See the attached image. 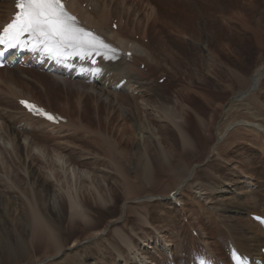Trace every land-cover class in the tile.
<instances>
[{
  "label": "rangeland",
  "instance_id": "374dc122",
  "mask_svg": "<svg viewBox=\"0 0 264 264\" xmlns=\"http://www.w3.org/2000/svg\"><path fill=\"white\" fill-rule=\"evenodd\" d=\"M78 1V9L80 7L83 13L91 14L94 22L104 26L108 39L109 34H116L117 28L110 25L114 22L122 30L117 39L130 42L139 51L155 53L161 50L163 56L179 62L183 72L179 73L180 82H169L162 100L149 99L152 92L140 86L146 84L151 88L152 80L136 84L128 78L123 80L120 88L113 89L110 78L106 83L103 81L105 72L102 80L93 84L105 93L103 98L99 95L100 99L89 89L92 84H86L85 80L66 78L68 87L63 91L61 84L53 87L50 83L38 82L35 73L40 74L39 70H34L35 73H13L10 80L0 77V264H11L8 262L9 253L12 256L15 252L16 243L26 248L18 264H119V257L126 264H133L131 259L137 264L146 258L153 264H193L196 259H206V253H211V250L205 247L217 241L219 234L222 239L218 242L216 261L223 260L229 264L227 244L223 240L230 229L228 227H233L234 233L240 236L241 230L253 221V215L264 217V153L259 142L253 145L258 140L255 136L260 134L250 133L247 129L236 128L221 141L216 138L218 130L222 132L226 126L259 120L251 118L249 112L257 115L261 104L264 105V74L256 92L240 103L232 99L247 91L250 79L264 64V0H222V5L205 13L209 20L198 21L196 26L188 18L190 26L182 25L181 21L173 22L177 21L173 19L199 17L204 12L203 0L199 1L198 8L192 5L188 8L187 0L170 3L162 0ZM229 1L233 3L230 8L226 6ZM152 8H156L158 13L151 12ZM149 9L150 12L147 11ZM1 10L4 14L5 9ZM98 14H108L109 18L102 22ZM147 15L149 23L145 21ZM222 18H229V23ZM171 25H176L175 32H183L180 38L173 36L172 30L160 31V28H170ZM143 29L149 32L146 39L141 37ZM126 30L134 33L129 35ZM153 33L162 34L156 39ZM162 37L164 42L160 41ZM186 37L193 42L191 46L186 44L189 41ZM113 38L109 40L115 43ZM175 42H181L184 47L175 46ZM142 54L146 56L145 52ZM144 67L141 64L137 68L142 71ZM49 75L52 74H48L47 81L59 84ZM119 92L122 94L115 96ZM22 97L70 116L71 125L64 123L60 124L61 127L43 128L40 132L36 129L28 131L23 125L27 116L17 103V99ZM114 97L127 102L126 108L132 105L131 122L144 129L143 133L140 132L143 137L139 157L129 155L130 145L138 142L137 135H131L128 152L122 149L123 145L113 152V156L117 153L116 161L119 159L124 164L130 184L120 177L113 156H106L96 148L90 143L92 139H86V134L79 128L82 124L94 129L98 127L96 130L108 136L111 127L123 126L117 116L112 118L110 126L103 120L112 107L105 106L103 101L106 98L113 101ZM175 98L182 100L183 128L186 136L192 139V146L186 140L181 142L179 136L176 139L174 134L168 133L169 128L175 130L166 116L172 111ZM239 98L234 100L239 101ZM113 103L112 108L118 110V105ZM124 112L127 114L126 110ZM27 121L31 122L28 118ZM196 136L201 138L200 141H193ZM94 137L95 140L100 139ZM24 138L29 139L25 142L28 149L21 147ZM214 146L215 151H212ZM162 152L166 155V169L157 174V184L136 178L138 159L147 158L151 172L155 174L161 167L154 154ZM181 153L186 155L180 160ZM56 155L67 164L65 168L57 163ZM179 170L181 177L174 176ZM189 174L192 175L190 186L184 182ZM183 182L185 185L176 193ZM172 192H175L177 205L167 200ZM147 196L157 198L153 197L155 200L152 202L142 200ZM70 200L79 206L81 217L71 215ZM125 204L126 209L121 216ZM229 208L231 213L227 212ZM263 237L262 231L260 241L264 240ZM159 245L167 246L169 250L164 251ZM261 246H264L263 241Z\"/></svg>",
  "mask_w": 264,
  "mask_h": 264
},
{
  "label": "bare ground",
  "instance_id": "6f19581e",
  "mask_svg": "<svg viewBox=\"0 0 264 264\" xmlns=\"http://www.w3.org/2000/svg\"><path fill=\"white\" fill-rule=\"evenodd\" d=\"M163 2L164 1H166V2H168V3H170V1H168V0H162ZM176 1H178V0H176ZM200 0H187V5H188V8H191L190 6L192 5V7L193 8H198L199 6H200V2H199ZM204 1V12L203 13H201L200 14V16L199 17H191V16H184V17H179V18H174L173 20H177V21H173V22H178V21H181L182 22V25H184L185 23H186V26H190V24H189V22H188V19H190L191 21H193V25L194 26H196V25H198V21H201V22H204L205 20H209V18H208V15H206L205 13L207 12V11H209V10H211L212 8H214V7H218V6H220V5H222V0H203ZM67 2V1H66ZM166 2H164V3H166ZM230 2V4H227L226 6L228 7V8H230V6H233V3H232V1H229ZM147 3V2H146ZM227 3V2H226ZM234 3H236L237 4V2H234ZM78 4H80V2L78 1V0H70V1H68L67 2V8H68V10L69 11H71V12H73V13H77L78 14V17L84 22V23H87V24H91V25H93V26H98V31L100 32L101 30L103 31V27L101 26V25H99V24H97L96 22H94V20L92 19V15L91 14H85V13H83V11H81V9H80V7H79V9H78ZM172 4V3H171ZM175 4V3H174ZM177 4V3H176ZM180 4H181V2H180ZM235 4V5H236ZM12 5H13V0H4V1H1L0 0V25H2L3 23H5V22H7L9 19H10V16H11V14H12V12H13V7H12ZM239 5V4H238ZM79 6H81V5H79ZM172 6V5H171ZM181 6H184V5H181ZM225 7V6H224ZM223 7V8H224ZM220 8V7H219ZM223 8H221V9H223ZM1 9H5V13L3 14L1 11ZM215 9V8H214ZM216 9H218V8H216ZM229 10V9H228ZM227 10V11H228ZM148 12H150V9L149 10H147ZM155 11H156V13H158L157 12V10H156V8H152V10H151V12H154L155 13ZM163 10H161V13H165L164 11L162 12ZM215 11V10H214ZM167 12V11H166ZM169 12V11H168ZM105 13H108V12H106L105 11ZM162 15V14H161ZM98 16H99V14H98ZM156 16V15H155ZM154 17V16H153ZM231 17V16H230ZM106 18V20H108V18H109V15L108 14H103V15H100L99 16V20L101 19V21L102 20H104ZM188 18V19H187ZM197 18V19H196ZM205 18V19H204ZM149 15H147L146 16V20L145 21H147V23H149ZM171 19V18H170ZM224 21L225 20H227L228 22L227 23H229V18H222ZM160 20V19H159ZM163 20V19H162ZM127 21V20H126ZM157 21V20H156ZM103 22V21H102ZM158 23V22H157ZM156 23V24H157ZM165 23V22H164ZM196 24V25H195ZM127 25H129V24H127ZM146 25V24H145ZM148 25V24H147ZM159 25V24H158ZM126 26V25H125ZM176 27V25H174V26H170V28L169 27H163V28H160V31L162 32V33H164L165 31L167 32L168 30H172L173 32V36H176L177 38H178V36H179V38H180V36H182L181 34H183V32H181V31H179L178 30V33L177 32H175L176 30L174 29ZM198 27V26H197ZM149 28V27H148ZM155 28V27H154ZM158 28V27H157ZM87 29V28H86ZM129 29V28H128ZM117 31H116V34L114 35V34H109L108 35V37H109V39H110V37L111 38H115V44L113 43V42H111L110 40H108L107 38H106V42H108L109 44H111L114 48H116L118 51H117V56H118V58L117 59H115V60H105V61H103L102 63H101V66H100V68L99 69H102L103 68V70H105V73H104V78H103V81L105 82V81H107L108 80V78H110V80H111V82H112V86H113V89H116L115 87V85H113V84H119V82H122L124 79H128L129 78V80L131 79L132 80V82L133 83H136V84H138V83H140L142 80H144V81H147V82H150L149 80H152L150 83L152 84V86H151V88H148L147 86H146V84L145 85H140L142 88H145V89H149L148 91L149 92H152L151 93V95L149 96V99H152V98H158V99H160V100H162V98H163V95H165V93L163 92L164 91V89H166L169 85H170V83L169 82H171L172 84H174V83H178V82H180L179 81V73H181V72H183L182 70L180 71V67H179V62L177 63V62H174V59H172L171 57H168V56H163V53H162V51L161 50H157L155 53H147L145 50H143V51H139L133 44H131L130 42H122L121 40H119V39H117L119 36H118V33H121L122 32V30H119V28L117 27V29H116ZM130 30H132L131 28H130ZM159 30V29H158ZM98 31H96V32H98ZM136 31V30H135ZM198 31H200V29H198ZM109 32V31H108ZM151 32V31H150ZM126 33L127 34H129V35H132L134 32H132V31H127L126 30ZM142 34H141V37H142V39H146L147 38V36L149 37V35H147V34H149V32H148V29H143V32H141ZM152 33V32H151ZM161 33V34H162ZM171 33V32H170ZM190 33H193L194 34V32H190ZM100 34V33H99ZM106 34V33H105ZM160 33H158L157 35H161ZM192 34V35H193ZM114 35V36H113ZM153 35H155L154 33H153ZM157 35H155V37L154 38H156L157 37ZM191 35V34H190ZM107 36V35H106ZM171 36V35H170ZM186 36V35H185ZM185 36H183V37H185ZM130 37H133V36H130ZM113 38V39H114ZM121 38V37H120ZM158 38V37H157ZM156 38V39H157ZM172 38V37H171ZM174 38V37H173ZM186 38H188V37H186ZM189 39V38H188ZM192 39V38H191ZM194 39V38H193ZM124 40V39H123ZM176 41H177V39H175ZM180 40V39H179ZM184 40H185V38H184ZM126 41V40H125ZM160 41H162V42H164L163 41V37L160 39ZM150 42V41H149ZM187 42L188 43H190V44H188V43H186L187 45H192V41L189 39V41L187 40ZM116 43H118V46H117V44ZM144 43V42H143ZM148 44V43H147ZM156 44V43H155ZM165 44V43H164ZM175 44V46H177V47H180V46H178V45H182L183 46V44L181 43V42H175L174 43ZM151 45H152V41H151ZM150 46V45H149ZM126 47H128V48H126ZM151 47V46H150ZM184 47V46H183ZM147 48V47H146ZM157 48H160L159 46H157ZM191 47H189V49H190ZM137 49V50H136ZM178 49V48H177ZM194 49V48H193ZM122 50H129L132 54H131V56L128 58L127 56H126V52H123ZM181 50V49H180ZM139 53H138V52ZM181 51H184V48H183V50H181ZM142 52H145V55L146 56H143V54H142ZM195 52H196V50H195ZM179 53V52H178ZM190 53H192V52H190ZM189 53V54H190ZM138 54H141L142 56H139ZM168 54V53H167ZM177 54V53H176ZM195 54V53H194ZM173 55V54H172ZM178 55V54H177ZM182 55H184V53L182 54ZM192 55V54H191ZM180 56V55H179ZM195 56V55H194ZM149 57V58H148ZM191 57V56H190ZM190 57H188V58H190ZM179 58V57H178ZM181 58V57H180ZM178 61V60H177ZM187 61V60H186ZM183 62V61H182ZM190 60H189V64H190ZM174 63L177 65H174ZM141 64H144L145 65V67H144V69L145 70H139L137 67H139ZM187 64H188V62H187ZM186 64V65H187ZM189 64H188V66H189ZM181 66V65H180ZM191 66V65H190ZM137 68V69H136ZM182 69V68H181ZM186 69V68H185ZM191 69V68H190ZM261 69H264V64H262L261 65V68L260 69H258V71H257V73L255 74V75H253L252 76V78L250 79V81H249V84H248V89H247V91H245V92H243V93H240L241 95H243V96H241L240 97V94H238L237 96V98H233L232 100L233 101H235V102H242L247 96H249V94H252V93H254V92H256L257 90H258V87H259V84L261 83V79H262V74H264V71H262ZM35 69L33 68V69H21L20 68V66L19 65H16L14 68H12V69H8V68H3V69H0V77L1 78H3V79H7V80H10V78L14 75L13 73H16V72H19V73H26V72H28V71H30V72H32V73H35L36 71H34ZM119 70H121V71H123L124 73H125V75L126 74H128L129 76H125L124 75V73H120V72H118ZM193 70V69H192ZM187 71H188V69H187ZM93 72H96V71H92V72H84V73H79L80 74V76H87V77H89L91 74H93ZM100 72V71H99ZM99 72H97V73H99ZM185 72V71H184ZM191 72H193V71H191ZM47 74V75H46ZM48 74H49V72H46V73H40V74H37V73H35V78H36V80L38 81V82H46V83H50L49 85L51 86V85H54L53 87H57L58 85H60L61 84V86H62V89H63V91H65V89L68 87V85H67V82H68V80L67 79H65L64 77H62V76H60L58 73H52L53 75H49L50 77H52L53 76V79L55 78V80L57 81V83H59V84H56L55 85V83L56 82H54V83H52V82H49V81H47V78H48ZM189 74V73H188ZM184 75V74H183ZM193 75V74H192ZM49 77V78H50ZM0 78V79H1ZM52 79V78H51ZM100 80H102V79H100ZM159 80H162V81H160L159 82ZM177 80V81H176ZM181 80V79H180ZM164 81V82H163ZM12 82V81H11ZM106 83V82H105ZM108 83H110V81H108ZM159 83H160V85H159ZM164 84V85H161V84ZM168 83V84H167ZM182 83V82H181ZM79 87L80 88H82L83 86H81V85H79ZM94 85L92 84V85H89V89L91 90V91H93L94 93H96V97H98L99 99H100V97H99V95H101V98H103L105 95V93L103 94L102 93V91L100 90V89H97L96 87H95V89H94ZM106 88V87H105ZM124 88V87H123ZM169 88V87H168ZM153 89V90H152ZM188 89H190V88H188ZM52 92H54L53 90H52ZM92 94V93H91ZM120 94H122V93H118V95H115V96H118L119 97V95ZM132 94V93H131ZM41 95H43V94H41ZM126 95H128V94H126ZM138 95V94H137ZM122 97H125V98H127V99H133V101H134V99L135 98H130V97H128V96H124V95H121ZM43 97V96H42ZM118 97H114V99H113V101H110L111 100V97L109 98L110 100H108V98H106V100L105 101H103V104H105V106H112V107H114V103L113 102H115V104L116 105H118L117 107L119 108L118 110H115V109H113L112 107H109V109H110V113H108V115H107V117L105 118V119H103L104 120V123L105 124H108L109 126H110V123H111V120H112V118L114 117V116H117L119 119H120V122H123V126H121L120 128H112L111 127V130H110V133H109V135L108 136H105L104 135V132L103 131H101V132H103V133H101L100 131H98V130H96V129H94V128H92L91 126H87V124L85 125V126H83V124L82 125H80L79 126V128L81 129V130H83V132L86 134L85 136H86V139H92V142H90V143H92L94 146H97L96 148H98V149H100V150H102V152L103 153H105L106 154V156H108V155H110V156H113V152H117L118 151V149L120 148V146H124L122 149L123 150H126L127 152H128V145H129V141H131L130 139V137H132L131 135H137V139H138V142L134 145V144H131L130 145V150H129V155L130 156H135V157H139L140 155H141V153H142V149L140 150V148H141V146H140V142H141V140H142V134L140 133V132H142V130H144L143 129V127L141 128V127H138V125L134 122V123H132L131 121H132V116H133V113H132V105L130 106V108L128 107V108H126L128 105V103L126 104L124 101H122V102H124V103H122L120 100H119V98ZM121 97V98H122ZM240 97V98H239ZM263 97V96H262ZM239 98V101H237V100H234V99H238ZM45 99V98H44ZM101 101H102V99H101ZM126 101V100H125ZM235 102H231V103H235ZM46 103V102H45ZM130 104H132V101H131V103ZM258 104H260V103H258ZM41 105V104H40ZM115 105V106H116ZM127 105V106H126ZM173 105H174V107L172 108V111L169 113V114H166V116L168 117V119L170 120V122L172 123V125L174 126V128H175V130H173V129H171V128H169L168 129V133H170V135L171 134H174L175 136V138L177 139V136H179V138L182 140L181 142H184L185 143V140H186V142L188 143V145L189 146H192V143H191V141H192V139L190 140L189 139V135L188 136H186V134H185V131H184V128H183V123H182V120H183V116H184V111H183V108H184V106L182 105V100H180L179 98H175L174 99V101H173ZM43 106V105H42ZM124 106H125V108H124ZM46 107V106H45ZM50 106H48V107H46L48 110H50V108H49ZM135 107V106H134ZM259 107H260V105H259ZM151 108V107H150ZM60 109V108H59ZM135 109L137 110L138 108H136L135 107ZM134 109V110H135ZM124 110H126L127 111V114H126V112H124ZM140 110V109H139ZM51 111V110H50ZM53 112H56V113H58L59 115H61L62 116V118H67V125H71V123H72V120H71V118H70V116H66L65 114H62L61 112H59V111H53ZM257 112V111H256ZM141 113V112H140ZM25 116H27V118L28 119H30L31 120V122L30 121H27V118H26V122L23 124L25 127H26V129L28 130V131H30V130H33V129H36L37 130V132H40V130L41 129H45L46 128V130H48L47 129V127H54V125H59L60 127L62 126V125H60V123L59 124H50V123H47V122H45L44 120H39V119H34V118H31L29 115H27V114H24ZM249 115H250V117L251 118H256V119H259L257 122H254V123H250V122H243V121H241V122H237V123H234V124H231V125H229V126H226L224 129H223V131L222 132H219V130H218V132H217V138H216V140L217 141H221V139L223 140V138H225V136L230 132V131H232V130H234V129H236V128H242V129H247V130H249L248 132H250V133H257V134H260V136H255L256 138H258V140H256V141H254L253 142V145H257L258 143H256V142H259V145H260V147H261V149L263 150V153H264V105L263 104H261V111L259 112V114H257V115H255V112H249ZM77 118H78V116H77ZM74 119V118H73ZM102 120V121H103ZM115 120H116V117H115ZM118 120V119H117ZM74 121V120H73ZM90 121V120H89ZM23 122V121H22ZM117 122V121H116ZM79 123V122H78ZM81 124V123H80ZM112 124V123H111ZM22 125V126H23ZM74 125H75V123H74ZM74 125H72V126H74ZM114 125V124H113ZM120 126V125H119ZM99 127H100V125H99ZM118 127V126H117ZM23 128V127H22ZM78 128V129H79ZM43 129V130H44ZM57 129V128H56ZM62 129H64V128H62ZM66 129V128H65ZM45 130V131H46ZM103 130V129H102ZM195 130V129H194ZM192 131L193 132V134L195 133V131ZM136 131H138V132H136ZM35 133V132H34ZM48 133H50L49 131H48ZM143 133V132H142ZM40 134V133H39ZM41 134H43V131H42V133ZM45 134L46 135H48L46 132H45ZM51 134V133H50ZM140 134H141V136H140ZM38 135V134H37ZM37 135H35V136H37ZM87 135H91L90 137H88ZM191 135V134H190ZM196 135V134H195ZM94 136H98L100 139L99 140H95V137ZM171 136H173V135H171ZM34 137V136H33ZM40 137V136H39ZM47 137H50L49 135L47 136ZM52 137H53V135H52ZM93 137H94V139H93ZM197 137V136H196ZM37 138V137H36ZM41 138V137H40ZM42 138H43V136H42ZM136 139V140H137ZM179 139V140H180ZM201 139V138H200ZM200 139L197 137V139L196 140H193V141H200ZM28 140L29 139H22V141L21 142H23L22 144H21V142H20V144H21V147L23 146L24 148H27L28 149V143H26L25 144V142L27 141L28 142ZM51 140V139H50ZM52 140H54V137H53V139ZM41 141V140H40ZM95 141V142H94ZM52 142V141H51ZM94 142V143H93ZM223 142V141H222ZM43 143H44V139H43ZM49 143V142H48ZM53 143H54V141H53ZM53 143H52V145H53ZM133 143V142H132ZM184 143H183V145L182 146H184ZM58 146V145H57ZM57 146H55V147H57ZM178 146V145H177ZM21 147L19 146V149H21ZM215 147L216 146H214V147H212V151H215ZM3 148V147H2ZM58 148V147H57ZM246 148H248V147H246ZM18 149V150H19ZM178 149H179V147H178ZM250 149V148H249ZM180 150V149H179ZM211 150V149H210ZM159 151V150H158ZM158 151H156V152H158ZM256 151H258L259 152V150H257V148H256ZM1 152V151H0ZM3 153V152H2ZM31 153H32V151H31ZM160 153V152H159ZM154 154L155 155V158H156V161L158 162V164H160V167L161 168H159L158 167V169H156L157 171H159V172H157L156 173V171H155V174H152V172H151V167H150V165H149V162H148V159L147 158H145V160H143L142 158H139L138 159V164H139V170H137L136 171V178H138L139 180H141L142 182H146V183H151L152 182V184H157L156 182H155V180H156V178H157V174H160V173H162L163 172V170H161V169H166V167H165V165H164V162L166 161V155L165 154H163V152H162V154ZM40 154H41V150H40ZM40 154L38 155L39 157H40ZM45 153L43 152L42 153V156L44 155ZM182 154V157H180V160L181 159H184L185 158V153H181ZM213 154V153H212ZM32 155L34 156L35 154L34 153H32ZM104 155V154H103ZM40 157L42 160H43V157ZM115 157H117V153L113 156V163H114V166L117 168V171H118V173L120 174V177L122 178V180L126 183V184H130L129 183V179H128V176H127V174H126V169H125V166H124V164L123 163H121L120 161H119V159H118V161H116V158ZM173 159V158H172ZM55 160L57 161V163L58 164H60V165H62V166H64V168H65V166L67 165L64 161H63V159L62 158H60V157H58L57 155L55 156ZM179 160V161H180ZM54 161V160H53ZM176 161V160H175ZM112 162V161H111ZM169 163V162H168ZM166 164V163H165ZM170 169V168H169ZM172 170V169H171ZM174 170V169H173ZM176 170V169H175ZM262 171V170H261ZM166 172V171H165ZM164 172V173H165ZM167 172H169V171H167ZM174 173V172H173ZM168 174V173H167ZM170 174H171V172H170ZM263 174V173H262ZM174 176H178V177H181V173H180V170H179V172H175L174 174H173ZM64 176H66V174L64 173ZM134 176V175H133ZM51 179H53L51 176H49ZM163 177V176H162ZM174 178V177H173ZM135 179H133V181H134ZM136 181V180H135ZM184 182H186V184H189V186H190V183H189V180H188V178L184 181ZM184 182H183V184H180V188L178 187L177 189H176V192H180L181 191V189H182V187L185 185L184 184ZM59 185V184H58ZM194 185V184H193ZM191 188V187H190ZM179 189V190H178ZM195 192V191H194ZM170 194V193H169ZM169 194H168V197H167V199H169V202L171 203V204H173V205H177V203H178V201H177V199L175 198H169ZM153 197H155V198H157L156 196H147V197H145L144 199H142V200H148V202L149 201H153V200H155V199H152ZM158 199H159V197H158ZM162 200H164V198H161ZM50 201V200H49ZM146 202V201H145ZM166 202V201H165ZM234 202V201H233ZM170 206V205H169ZM52 209V211H54V207H52L51 208ZM125 209H126V204L125 205H123V207H122V209H121V216H123L124 215V212H125ZM79 210H80V208H79V206L77 205V204H75L74 202H72L71 200H70V213H71V215L72 216H74V217H77V216H79V217H81V214L79 213ZM227 212H229V213H231L232 211H231V209L229 208V209H227ZM233 212H235V211H233ZM217 213V212H216ZM220 214V213H219ZM221 218H222V216H221ZM37 219V218H36ZM221 220V219H220ZM223 220V219H222ZM246 220V219H245ZM223 221H225V220H223ZM213 222V221H212ZM246 222H248V221H246ZM245 223V222H244ZM230 224V223H229ZM226 226V225H225ZM229 226V225H228ZM232 226V225H231ZM237 226V225H236ZM28 227H31L30 225L28 226ZM216 228H217V226H215ZM235 227V226H234ZM243 227V226H242ZM195 228H197V227H195ZM219 228H221V227H219ZM218 228V229H219ZM228 228H230L229 230H228V232L226 233V238H224L223 240L226 242V244H227V247L228 246H230L232 249H234V250H236L237 252H239V253H241V255L243 256V257H245V258H249L250 256H252V257H255V259L256 260H262V262L264 263V258H263V255H262V248L264 247H262L261 246V243H262V241L264 242V240H262V241H260V236H261V232L263 231V234H264V226H262L259 222H256V221H252L251 223L249 222L248 223V227L247 228H243L242 230H241V235L240 236H238L236 233H234V232H236L235 230H234V228L233 227H228ZM226 229V228H225ZM224 229V230H225ZM234 231H233V230ZM242 233H244L243 235H242ZM234 235V236H233ZM213 237V236H212ZM205 238H206V236H205ZM218 240L217 241H215L214 243L212 242V245H209V246H206L205 248H207L208 249V251L209 250H211V253H206V255L208 256V261L209 262H211V263H215L216 262V260H217V250H219V247H218V242H220V240L222 239V235H217V237H216ZM263 239H264V237H263ZM161 241V240H160ZM201 242H202V240H200ZM89 242V240L88 241H86L85 243H88ZM156 242V241H155ZM203 242H205L206 243V241H205V239H203ZM159 244V242L157 241L156 242V244ZM170 243V242H169ZM211 243V242H210ZM202 244V243H201ZM83 245V244H82ZM224 246V245H223ZM158 247H163L162 245H159ZM204 248V247H203ZM225 248V247H224ZM168 248H167V246H165V247H163V250L164 251H166ZM14 250H15V252H13L12 253V256H10V254L11 253H9V263H11V264H18V261H20L21 260V255L23 254V252L24 251H26V248L24 247V245H20L19 243H16L15 245H14ZM169 250V249H168ZM138 255H139V253H138ZM140 256H142V255H140ZM143 259L145 258V257H142ZM219 258V257H218ZM220 259V258H219ZM227 259V258H226ZM121 259H120V257L119 258H117V262L119 263V264H126L124 261H120ZM226 261V260H225ZM131 262L133 263V264H135L134 263V261L131 259ZM137 264H153V263H151V262H149V260L146 258V259H144V261L143 262H140V263H137ZM219 264H227L226 262H224L223 260L221 261H219ZM249 264H253L251 261H249Z\"/></svg>",
  "mask_w": 264,
  "mask_h": 264
},
{
  "label": "snow or ice",
  "instance_id": "6c2138e0",
  "mask_svg": "<svg viewBox=\"0 0 264 264\" xmlns=\"http://www.w3.org/2000/svg\"><path fill=\"white\" fill-rule=\"evenodd\" d=\"M13 6L10 20L0 25V45L6 49H26L65 65L73 58L92 64L96 63L94 57L97 56L105 60L118 58L116 48L99 34L80 26L63 0H13ZM20 103L33 114L56 119L35 104L25 100ZM233 259L240 264L235 253ZM200 264H207V261L201 260Z\"/></svg>",
  "mask_w": 264,
  "mask_h": 264
},
{
  "label": "water",
  "instance_id": "95a60500",
  "mask_svg": "<svg viewBox=\"0 0 264 264\" xmlns=\"http://www.w3.org/2000/svg\"><path fill=\"white\" fill-rule=\"evenodd\" d=\"M209 160V158L206 160V161H208ZM196 168V167H195ZM190 178H191V176H190Z\"/></svg>",
  "mask_w": 264,
  "mask_h": 264
}]
</instances>
